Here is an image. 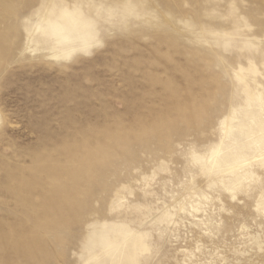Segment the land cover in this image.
I'll return each mask as SVG.
<instances>
[{
    "label": "rangeland",
    "instance_id": "obj_1",
    "mask_svg": "<svg viewBox=\"0 0 264 264\" xmlns=\"http://www.w3.org/2000/svg\"><path fill=\"white\" fill-rule=\"evenodd\" d=\"M0 244V264H264V0H0Z\"/></svg>",
    "mask_w": 264,
    "mask_h": 264
},
{
    "label": "bare ground",
    "instance_id": "obj_2",
    "mask_svg": "<svg viewBox=\"0 0 264 264\" xmlns=\"http://www.w3.org/2000/svg\"><path fill=\"white\" fill-rule=\"evenodd\" d=\"M144 131H146V130H144ZM111 137H112V139H110L111 142H109L107 145L102 146V148L104 150L103 149H93L91 151L88 150L85 152L84 156H81L78 159H76L77 161L74 160V161H76L75 164L73 163V161L70 162V163H73L74 165L73 164L68 165L70 167L62 174H64V175L66 174L65 176H67L69 179L67 181L71 182V183L70 182L69 183L73 186V188L74 187L78 188V186H80L78 184L85 181L86 179H90L91 175H93V174L95 175V172L98 171V168L102 166L101 163L105 162L107 160L108 155L112 149H116L117 147H123L124 146L123 144L126 141L125 140L126 138H124L121 134H118L117 136H111ZM105 164H106V162H105ZM103 166H105V165H103ZM66 167H65V169H66ZM52 181H53V184L56 186L61 181L60 175L55 174L52 178ZM62 181H63V179H62ZM66 186L65 185L61 186V184L57 185V188L54 190V194L57 193L56 198H54L51 201L48 200L47 201L48 203L45 204L44 210H46V212H47L46 214H49L51 210L59 212L61 215L63 214V212H65L63 209L66 206H69V204L72 202V201L71 202H69V201L72 199V197L73 198L75 197L72 194V192L74 193L75 190L73 188L69 189L71 186H69V188H68V186L67 187ZM70 190H72V191H70ZM83 194L86 195L85 192ZM70 206H72V204ZM47 216L48 215H44V217H46V218L43 217L42 221L44 219H46L47 221L49 220L50 222H53L50 220V218L47 219L48 218ZM49 221L47 222V224H48L47 226L50 227ZM46 222H45V224H46ZM55 223H56V221H55ZM0 246H1V244H0Z\"/></svg>",
    "mask_w": 264,
    "mask_h": 264
}]
</instances>
